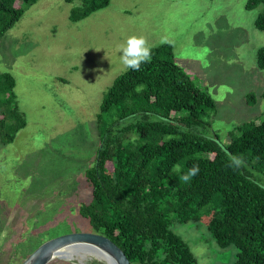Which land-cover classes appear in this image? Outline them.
Masks as SVG:
<instances>
[{
    "label": "rangeland",
    "instance_id": "1",
    "mask_svg": "<svg viewBox=\"0 0 264 264\" xmlns=\"http://www.w3.org/2000/svg\"><path fill=\"white\" fill-rule=\"evenodd\" d=\"M249 0H112L79 21H70L81 0H37L0 40V74L10 73L26 126L10 144L0 141V264H21L44 242L93 232L79 215L91 203L85 172L93 166L101 132L114 122L98 116L108 89L127 70L119 45L143 36L151 50L170 45L174 62L216 104L211 127L227 145L236 128L264 119V70L257 52L264 32L255 27L263 6ZM255 95L256 104L247 97ZM182 165L175 168L181 173ZM264 184V176L256 175ZM209 213L172 228L199 264H235L237 249L222 250L209 231ZM63 261L106 264L77 248Z\"/></svg>",
    "mask_w": 264,
    "mask_h": 264
},
{
    "label": "trees",
    "instance_id": "2",
    "mask_svg": "<svg viewBox=\"0 0 264 264\" xmlns=\"http://www.w3.org/2000/svg\"><path fill=\"white\" fill-rule=\"evenodd\" d=\"M71 3L74 0H66ZM112 0H81L70 21L79 22ZM37 0H0V40ZM263 6L255 21L264 32V0H249L248 10ZM151 62L128 69L108 89L98 122L112 115L101 132L95 163L85 172L91 203L79 207L94 233L111 239L131 264H199L189 245L172 228L197 222L209 213L208 227L222 250L237 249L235 264H264V119L246 122L224 145L211 127L216 104L211 95L173 60L168 44L151 50ZM264 70V47L257 52ZM10 73L0 74V141L12 143L26 126ZM264 99V93L262 95ZM256 104L255 95L247 97ZM184 167L181 173L175 168ZM194 165L189 182L180 177ZM24 260H22L23 262ZM50 264H72L56 259ZM98 264V263H96Z\"/></svg>",
    "mask_w": 264,
    "mask_h": 264
},
{
    "label": "water",
    "instance_id": "3",
    "mask_svg": "<svg viewBox=\"0 0 264 264\" xmlns=\"http://www.w3.org/2000/svg\"><path fill=\"white\" fill-rule=\"evenodd\" d=\"M94 247L104 252L114 264H131L124 251L108 237L94 232L70 233L52 238L41 244L21 264H50L66 260L62 251L70 248Z\"/></svg>",
    "mask_w": 264,
    "mask_h": 264
},
{
    "label": "clouds",
    "instance_id": "4",
    "mask_svg": "<svg viewBox=\"0 0 264 264\" xmlns=\"http://www.w3.org/2000/svg\"><path fill=\"white\" fill-rule=\"evenodd\" d=\"M120 61L126 70L139 71L141 65L151 62V47L143 36H130L119 45ZM199 172L198 165H194L180 179L189 182Z\"/></svg>",
    "mask_w": 264,
    "mask_h": 264
},
{
    "label": "bare ground",
    "instance_id": "5",
    "mask_svg": "<svg viewBox=\"0 0 264 264\" xmlns=\"http://www.w3.org/2000/svg\"><path fill=\"white\" fill-rule=\"evenodd\" d=\"M83 249H85L86 251H88V253L93 257V258H96L100 261H103L105 262L106 264H114L112 259L109 258L104 252L100 251L99 249H96L94 247H81ZM75 249L74 248H70V249H66L64 251H62V257H64V259H69V260H72L70 258H67L66 255L67 254H71L72 251H74Z\"/></svg>",
    "mask_w": 264,
    "mask_h": 264
}]
</instances>
